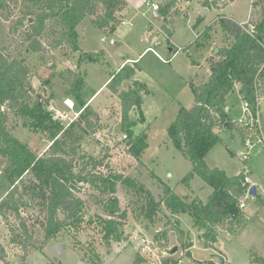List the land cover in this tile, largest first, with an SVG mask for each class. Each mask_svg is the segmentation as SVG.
Here are the masks:
<instances>
[{"label": "rangeland", "instance_id": "1", "mask_svg": "<svg viewBox=\"0 0 264 264\" xmlns=\"http://www.w3.org/2000/svg\"><path fill=\"white\" fill-rule=\"evenodd\" d=\"M125 1L126 7L123 12L120 11L121 15L119 12L114 13L115 19L119 17L114 26H108L104 30L96 27L95 21L105 15L102 8H99L95 16L87 17L78 25L79 52L72 53L66 44L58 49L53 48L58 38L52 36L51 25H47L45 34L39 37L41 50L31 54L26 51L27 42L24 39L27 26L34 19L29 17L31 23L24 20V26H20L17 21L21 19L24 8L22 0H0V47L12 58L17 57L28 65V98L31 102L45 104L54 120L64 128H70L71 124L79 122V107L66 95L68 83L73 76L83 81L87 86L88 96H91L119 71V65L124 60L133 59L123 67L135 69L132 79L139 86L133 82L126 83L115 94L104 86L92 100L88 98L87 103L96 119L88 132L84 130V125L79 124L82 129L77 133L79 155L103 158L104 167L108 166L115 173L135 179L156 201H159L164 187H168L173 195H190L191 198H199L206 203L212 188L196 176L190 181V188L184 185L183 180L192 166L173 146L167 130L180 109H190L195 105L193 88L207 81L208 59L211 60V65L218 60L214 50L217 49L218 52L226 46L218 19L226 17L239 24L245 21L241 24H246L251 31L253 25L260 20V6L251 7L249 0H176L170 15L164 20L170 31V46L175 50L169 61L166 50L168 44L156 33V28L164 25L163 16L151 9L152 4H160V0ZM205 1L210 4L208 8H204ZM121 20L132 21L133 27L122 26ZM208 27V38L202 37L195 43ZM101 36H105L107 40L112 39L114 46L101 43ZM155 39L166 46L162 43L154 45ZM149 47L163 59L156 56L152 49L144 52ZM86 52L97 53V62L84 59L82 54ZM129 86L137 93L138 103L128 113L131 123L128 130L132 131V137L146 136V147L140 156L128 154V146L125 148L122 143L123 136L128 133L123 128V106L118 95ZM258 86L255 116L260 136L251 140L253 147L249 150V158L242 160L238 156V153L246 152L237 132V121L243 115L242 105L245 100L237 90H233L226 97V107L230 108L228 117L233 128H219L221 141L205 160L210 168L218 167L228 175L247 171L251 185L256 187L260 195V199L246 196L243 209L246 225L240 236L235 237L229 230L218 229L216 242L205 245L203 233L193 227L188 214H172L162 204L159 205L155 224L150 225L139 215L138 202L133 192L118 183L114 196L119 201L120 209L127 214L122 241L110 242L108 247L102 240L98 227L83 222L79 229L64 228L54 240L45 244L41 228L34 224L35 217L42 216L35 209H28L23 214L31 237L27 258L23 260L25 256L23 257L22 249L10 243L11 228L20 224L16 216L10 215L0 220V247L4 251V261L0 260V264H135L138 259H142L139 264H158L167 259L160 252L173 246L178 247L176 253L183 252L187 255L185 259L190 264H264V81H260ZM67 100L71 101L72 109L67 106ZM7 125L12 136L26 144L36 156H41L51 144L48 134L40 131L34 133L23 126L21 118L9 115ZM257 139H261L263 145L257 143ZM9 170L10 163L0 156V199L10 189L7 180ZM102 172L107 173L105 169ZM80 187L78 197L83 201L81 207L84 221H94L93 216L101 215L102 202L109 196H102L88 185ZM162 233L165 235L162 236ZM155 236L157 241L154 240ZM142 239H145L150 249L148 254L146 251L145 254H140L143 246H147L141 243ZM59 244L64 247L61 256L57 257L52 248Z\"/></svg>", "mask_w": 264, "mask_h": 264}, {"label": "trees", "instance_id": "2", "mask_svg": "<svg viewBox=\"0 0 264 264\" xmlns=\"http://www.w3.org/2000/svg\"><path fill=\"white\" fill-rule=\"evenodd\" d=\"M175 1L168 0L165 5H159L158 14L163 16V21L167 20ZM22 2L24 8L17 24L24 26V20L29 22V17L34 19L33 23L27 26L24 39L27 42L26 51L31 54L41 50L39 37L45 34L47 25H51L52 36L58 38L53 48L58 49L66 44L72 53L79 52L78 25L87 17L95 16L99 8H102L105 15L98 17L99 21H95L96 27L104 30L108 26H114L119 21V17L115 19L114 13L120 12L125 6L124 0ZM209 6V2L205 1L204 8ZM257 6H260L261 10L260 20L253 25L251 31L246 24H239L226 17L218 19L226 46L217 52L218 60L211 63L208 80L193 88L195 105L190 109H180L167 130L173 146L192 166L183 180L184 185L190 188V181L196 176L212 188L206 203L199 198H191L190 195H173L168 187H164L159 201H156L135 179L115 173L108 166L104 167L103 158L80 156L77 133L82 129L79 124L84 125L86 132L94 126L93 120L96 116L87 100L95 93L88 96L87 86L81 79L73 76L68 83L66 95L79 107V122L71 124L70 128H64L54 120L53 114L45 104L39 101L31 102L28 98V65L17 57L12 58L0 47V156L10 163L7 174L10 189L0 199V220L10 215L19 220V226L10 230V243L22 249L23 257L28 252L31 239L23 217L28 209H35L37 214L42 216L35 217L34 224L41 228L45 244L54 240L64 228L79 229L83 222L95 224L108 247L110 242L122 241L127 214L120 209L119 201L114 196L118 183L133 192L138 202L136 204L139 215L150 225L155 224L159 205L162 204L172 214H188L193 227L203 233L205 245L216 242L218 229L229 230L234 236L242 232L246 222L239 205L246 201L248 187L243 183V171L228 177L219 168H209L204 157L220 143L219 128L224 127L226 122L230 123V130L233 128L225 107L226 97L235 90V85H239V94L250 105L252 115H256L258 84L264 81V0L251 3V7ZM163 26L168 32L166 21ZM209 31L210 27L201 36L207 39ZM198 39L199 37L195 43H198ZM166 44L175 52L169 40ZM82 56L88 62H97L98 59L97 53L93 52L83 53ZM134 73L133 67L121 68L111 77L106 88L115 94L120 86L123 87V82H133L139 86V83L132 79ZM85 97L87 99H84ZM118 98L123 106V128L128 133L122 143L125 148L128 146V154L140 156L146 147V136L132 137V131L128 130L131 126L128 113L134 104L138 103L137 93L129 86L119 93ZM9 115L23 119V126L34 133L40 131L48 134L51 144L41 156L33 154L26 144L12 136L7 125ZM238 127L239 137L244 141L250 130L243 125ZM106 157L107 155L104 156ZM102 169L107 173H103ZM81 185H88L102 196H109L102 202L101 215L93 216L94 221H84L81 207L83 201L78 197ZM256 198L260 199V195L257 194ZM164 235L165 233H162V236ZM154 240H158L156 236ZM3 252L0 247V260L4 261ZM141 261L142 259H138L135 264Z\"/></svg>", "mask_w": 264, "mask_h": 264}, {"label": "built area", "instance_id": "3", "mask_svg": "<svg viewBox=\"0 0 264 264\" xmlns=\"http://www.w3.org/2000/svg\"><path fill=\"white\" fill-rule=\"evenodd\" d=\"M234 1H236V0H234ZM252 1L253 0H249L250 4L252 3ZM146 4L148 5V3H146ZM159 5L160 4H152V6H151L152 11L155 13H158ZM120 24L122 26L133 27L132 21L121 20ZM156 33L159 35V37L162 39V41H168L169 40V35L166 32V30L163 28V26L157 27ZM99 41L101 43H107L109 46H113L115 44V42L112 39L107 40V38L105 36H101ZM162 41H157L155 39L153 41V44L159 46L162 43ZM153 52L160 59H163L155 50H153ZM67 106L70 109H72V105L71 106L67 105ZM242 112H243V115L241 116V118L237 122L240 126L243 125L244 128H248L250 130V132L248 133L247 137L243 141V145L245 147L246 152H240V153H238V156L241 157L242 160H247L249 158V150L253 147V141H251V140H253V136H254V138H257L258 135L260 136V134H259L257 118H256V116L252 115V113L250 112V105L246 101L243 102ZM125 138H126V136H123V139H125ZM257 143L263 145V141L261 139H257ZM246 173H247V171L243 172V175H244L243 183L248 185V187L246 189L245 199H246V196H250L248 194V191H249V188L251 186L248 178L245 176ZM244 205H245V203H244V201H242L239 205V208L240 209L244 208ZM141 243L147 245V242L145 241V239H142ZM149 250L150 249H149L148 245L143 246V248L140 251V254H145V251L148 254ZM185 256H187L185 253L178 252V253H175L174 255L167 256L166 260L160 261V262H158V264H190V262L185 259Z\"/></svg>", "mask_w": 264, "mask_h": 264}, {"label": "crops", "instance_id": "4", "mask_svg": "<svg viewBox=\"0 0 264 264\" xmlns=\"http://www.w3.org/2000/svg\"><path fill=\"white\" fill-rule=\"evenodd\" d=\"M124 2H125V6L123 7V9H122V12H123V10L125 9V7H126V1L124 0ZM225 7H227V6H225ZM225 7H224V9H225ZM223 10V9H222ZM121 12V13H122ZM120 13V12H119ZM121 13H120V15H121ZM224 15V14H223ZM245 21H243V22H240V24L241 23H244ZM163 26V25H162ZM164 27V26H163ZM166 29H168L169 30V28L166 26ZM168 33V35H169V42H170V44H172L171 43V39H170V31H168L167 32ZM202 34H200L199 35V39L200 38H202V36H201ZM162 44H165V43H162ZM114 46V45H113ZM165 46H166V44H165ZM149 49H152V48H146L145 50H144V52H146V51H150ZM166 50H167V53L169 54L168 56V60L170 61L171 59H172V57L174 56V52H172V49L171 48H169L168 46H166ZM143 52V53H144ZM214 52H215V54L217 55V49H216V51L214 50ZM121 57H123V55L122 54H119ZM186 55H187V53H186ZM133 61V59H126V60H124L120 65H119V70L121 69V67H123L124 65H126V62H132ZM211 61V60H210ZM210 61H209V59H208V67H209V72L207 73V78H209V76H210ZM117 69V70H118ZM112 77V76H111ZM111 78H108L96 91H94V96L98 93V91L102 88V87H104V86H106L107 85V83L109 82V80H110ZM208 80V79H207ZM206 82V81H205ZM205 82H203V83H201V84H199V85H202V84H204ZM199 85H197V86H199ZM234 89L235 90H237L238 92H239V85H235V87H234ZM94 96H92V98L90 99V100H92L93 99V97ZM230 113V108L228 107V114ZM214 148V147H213ZM211 151V150H210ZM210 151L205 155V158H204V160H206V157H207V155L210 153ZM206 163V162H205ZM209 167V166H208ZM210 168V167H209ZM211 168H218V167H211ZM221 170H223V169H221ZM224 172H225V174H226V176H228V177H230V176H236V175H238L240 172H242V171H239V172H236L235 174H232V175H228L227 173H226V171L225 170H223ZM243 172H246V171H243ZM247 178H248V180H249V182H250V184H251V179H250V176H249V173L247 172L246 173V175H245ZM253 185V184H252ZM257 191V190H256ZM257 194H258V192H257ZM259 195V194H258ZM209 197V196H208ZM202 201V200H201ZM204 203V202H203ZM245 206V205H244ZM243 209L244 208H242L241 210L243 211ZM179 218V217H178ZM179 220V219H178ZM179 228V227H178ZM198 232H200L199 230H197ZM229 232V231H228ZM200 233H202V232H200ZM230 233V232H229ZM231 234V233H230ZM242 234V232L240 233V234H238L237 236H235V237H238V236H240ZM201 237H202V235H201ZM211 244V243H210ZM210 244H208V245H210ZM191 247V246H190ZM189 250V249H188ZM189 254H190V252H189ZM20 256V255H19ZM9 258H10V256H9ZM27 258V256H25L24 257V259L23 260H25ZM6 262V261H5Z\"/></svg>", "mask_w": 264, "mask_h": 264}, {"label": "water", "instance_id": "5", "mask_svg": "<svg viewBox=\"0 0 264 264\" xmlns=\"http://www.w3.org/2000/svg\"><path fill=\"white\" fill-rule=\"evenodd\" d=\"M167 1H168V0H160V4H161V5H165V3H166ZM204 13H206V10H204ZM29 23H31V18L29 19ZM122 86L125 87V86H126V82H123ZM225 112H228V107H225ZM224 126H225L226 128H230V123H229V122H226V123L224 124ZM248 194H249L251 197L256 198V196H257V191H256V187H255L254 185H251V186H250L249 191H248ZM63 247H64V245H61V244H59V245H55V246L52 248V251H53V253H54L57 257H60L61 254H62V249H63ZM177 251H178V247L173 246V247H171V248H169V249H164V250H162L160 253H161L162 255L171 256V255H174ZM221 262H223L222 259H221Z\"/></svg>", "mask_w": 264, "mask_h": 264}, {"label": "bare ground", "instance_id": "6", "mask_svg": "<svg viewBox=\"0 0 264 264\" xmlns=\"http://www.w3.org/2000/svg\"><path fill=\"white\" fill-rule=\"evenodd\" d=\"M66 104H67V105H70V106L72 105V103H71L70 100H67Z\"/></svg>", "mask_w": 264, "mask_h": 264}]
</instances>
